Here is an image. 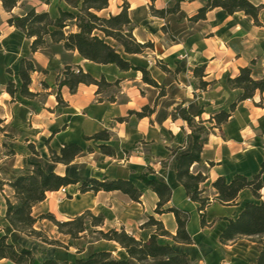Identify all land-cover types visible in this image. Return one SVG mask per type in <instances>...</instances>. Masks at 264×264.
Instances as JSON below:
<instances>
[{"label": "crops", "instance_id": "1", "mask_svg": "<svg viewBox=\"0 0 264 264\" xmlns=\"http://www.w3.org/2000/svg\"><path fill=\"white\" fill-rule=\"evenodd\" d=\"M24 1L38 12H49L54 19L59 17L60 9L73 10L64 0H18V6L9 13L0 2L1 20L7 23L12 14L21 15L17 10ZM120 1H116L117 12L111 10L110 0L108 9L102 13L117 14L124 2L130 4V15L138 25L135 36L140 42H154L155 49L142 55H125V58L148 69L152 78L166 88L165 95L159 98L160 90L145 83L139 71H121L115 65L96 64L84 59L78 51L65 50L62 44L32 53L31 40L7 23L6 28L0 27V118L4 122L0 145L6 151L0 157V180L14 179L29 168V162H40L45 171L80 181L78 185L67 187L68 193L71 187L77 190L88 178L126 179L142 191L141 202H134L119 191L73 192L71 199L62 198L58 191L50 192L46 200L34 206L35 218L53 213L58 220H67L90 210L95 216L102 215L104 224L88 226L87 231L70 244L71 238L60 234L53 223L39 219L35 228L43 229L50 239L61 241L65 247L50 245L19 232H12L9 241L31 249L40 261L56 259L75 264L78 258L98 251L112 252L117 259L129 260L118 243L97 239L95 231L125 227L136 238L147 240L153 230L142 226L151 215L162 221L172 235H176L178 229L174 214L155 213L159 198L139 180L141 174L151 169V178L172 187L171 204L190 213L187 229L194 244L173 243L178 251L185 252L193 264H257L262 244L242 238L223 245L219 238L228 221L237 219L247 203L264 200V187L261 199L246 189L234 205L213 201L206 212L208 225L203 227L199 203L188 198L175 172L164 167L162 162L171 158L172 150L180 148L188 152L192 148V132L180 117V108H186L192 115L202 110V119L208 120L214 113L229 110L240 93L229 86L228 77L235 78L244 67H252L257 80L264 76V9L260 14L261 25H256L243 12L229 15L220 8L210 11L206 20L193 23L190 19L207 0H184L180 12L166 19L151 15L150 0H144L142 7H138L135 0ZM175 1L158 0L156 7L166 8ZM251 1L264 5V0ZM163 26H169L176 41L164 34ZM23 57L34 63L29 90L37 96L27 98L18 92L12 98L6 92L7 82L11 79L20 88L19 62ZM158 60L167 63L173 71L179 67L180 72L177 75L165 73L157 65ZM201 65H205L204 81L212 83L206 90L197 87L199 81L193 73V69ZM66 66L82 69L96 79L105 77L110 83L119 81L115 100L108 101L106 93L98 94L96 85L80 84L74 94L67 86L60 88L58 77ZM8 69L12 74L7 73ZM59 92L64 101L61 105L57 100ZM145 106L155 108L151 116L129 115L130 111L140 112ZM119 118L125 121L119 122ZM104 129L111 132L109 141L94 143L84 139ZM69 143L81 145L84 152L69 165L54 163L49 147L59 152ZM99 144L113 147L116 156L103 154ZM203 144L202 161L194 164L191 171L202 172L208 182L219 177L230 181L237 174L256 175L264 161V92L240 102L230 120L221 129L214 128ZM4 145L14 153L8 154ZM89 147L93 148L92 152L87 151ZM262 180L264 183V174ZM4 188L11 192L7 185ZM2 193L6 190L0 189V236L8 227L6 200ZM208 193L215 195L211 188ZM0 264L15 263L2 259Z\"/></svg>", "mask_w": 264, "mask_h": 264}, {"label": "trees", "instance_id": "2", "mask_svg": "<svg viewBox=\"0 0 264 264\" xmlns=\"http://www.w3.org/2000/svg\"><path fill=\"white\" fill-rule=\"evenodd\" d=\"M64 1L75 12L60 9L59 17L54 19L47 11L38 12L36 8L30 7L21 15L12 14L7 23L31 40L32 53L51 48L56 44H62L65 50L78 51L84 59L96 64L115 65L121 71H139L142 73L145 83L160 90L159 98L165 95L166 88L160 86L152 78L148 69L136 66L125 58V55H142L155 49L154 42H140L135 36L134 32L138 25L130 15V4L128 2H124L119 13L102 16L101 13L108 9L110 0ZM157 1L150 0V13L154 17L166 19L180 12L181 3L184 0H176L172 6L166 8H157ZM0 2L4 10L9 13H12L18 6V0H0ZM217 8L223 9L229 15L243 12L256 25H261L260 14L264 9V5H256L251 0H207L206 4L197 11L190 21L197 23L206 20L207 14ZM162 29L172 41H176L169 30V26H163ZM109 40L114 41L116 45L110 43ZM252 64H254V61ZM157 65L167 74L177 75L180 72L179 67L173 71L162 60H158ZM34 71L33 61L27 57L21 58L19 62L21 86L18 88L13 80L8 79L6 92L12 98H15L18 92L27 98L37 96L29 90L32 83L31 75ZM7 73L12 74V70L8 69ZM193 73L199 81L197 85L199 89L206 90L212 84L204 81L205 65L195 67ZM58 81L60 88L67 86L73 94L76 93L80 84L96 85L98 87L97 93H106L107 100L111 102L115 100L114 93L120 84L119 81L110 83L105 77L96 79L82 69L75 70L71 66L64 68L58 77ZM227 82L231 88L240 91L236 101L230 105L229 110H221L212 114L208 120H203L202 110L197 115H192L186 108L179 109L180 117L191 129L193 145L188 152H184L180 148L172 150L171 158L166 162H162L164 167H168L175 172L177 180L184 187L188 198L199 203V213L203 227L208 225L206 212L213 201H219L225 205H234L240 193L246 189H249L257 199H261V190L264 187L262 180L264 161L256 175L247 177L237 174L230 181L225 177H219L213 182H208V177L202 172L193 173L191 171L194 164L202 161L204 138L214 128L221 129L230 120L240 102L253 99L257 92H264V76L259 80L255 79L252 67L241 68L239 75L235 78L228 77ZM109 90L113 92L110 93ZM57 100L60 105L64 104L60 92L57 94ZM154 111L155 108L145 106L140 112L130 111L129 115L144 118L151 116ZM118 121L124 122L125 118H119ZM3 123L0 118V132L4 131ZM84 139L94 143L107 142L111 139V132L104 129L91 137H84ZM4 146L6 147V145ZM6 148L8 149V147ZM98 148L107 156H116L115 149L107 144H99ZM32 150L37 154L33 146ZM87 151L92 152L93 148L89 147ZM7 152L8 154L14 153L10 149ZM49 152L54 163L69 165L84 152V149L77 143H69L64 144L59 152L49 147ZM152 173L153 171L149 169L148 172L139 176V180L157 194L159 202L155 209L156 214H174L178 225L176 235H172L165 228L164 223L153 215L148 216L147 221L142 226L153 230L147 240L136 238L133 234L128 233L125 227L95 231L97 239L118 243L128 254L129 260L117 259L112 252L98 251L86 258H78L75 264H193L190 257L185 252L178 251L173 244H194V239L187 229L190 213L171 204L172 187L159 179L151 178ZM79 183V180L69 176L60 175L53 171H45L40 162H29V168L14 179L0 180L1 190H4V185L11 189V196H5V218L8 227L4 229V234L0 236V260L8 259L15 264H69L67 261L56 259L40 261L31 249L23 247L19 243L10 242L9 235L12 232H19L50 245L65 247L61 241L50 239L43 229L37 230L35 228L39 219H45L53 223L60 234L71 238L70 244L75 239L80 238L81 234L87 231L88 226H102L104 217L102 215L95 216L90 210L67 220H58L53 213L42 214L39 219L33 216L34 206L46 200L48 193L57 192L62 188L78 185ZM208 188L213 189L215 195L209 194ZM76 191L77 193L119 191L134 202H141L143 194L131 180L109 179L107 177L100 179L88 178L77 187ZM67 196L69 199L73 198L70 193H67ZM242 238L262 244L263 249L257 259V264H264V200L260 203H247L237 219L228 221V225L221 233L219 240L223 245H229Z\"/></svg>", "mask_w": 264, "mask_h": 264}, {"label": "rangeland", "instance_id": "3", "mask_svg": "<svg viewBox=\"0 0 264 264\" xmlns=\"http://www.w3.org/2000/svg\"><path fill=\"white\" fill-rule=\"evenodd\" d=\"M35 1H36V2H39V0H35ZM116 1H120V0H112V2H111V5H112L111 10L114 11V12H117ZM120 2H122V1H120ZM123 4H124V3H123ZM123 4H122V6H123ZM135 4H136L138 7H142V6L145 5V1H144V0H135ZM173 4H174V3H172L170 6H172ZM31 6H32V5L28 4V2H26V1L22 2V3H21V6L19 7V10H17V13L23 14L25 11L29 10V8H30ZM0 11L3 13L2 8H0ZM73 11L75 12V10H73ZM101 15L104 16V15H107V13H101ZM3 18H5V16H4ZM2 26H4V28H6V27H7V23H5V22H3V21L1 20V26H0V27H2ZM163 32H164V31H163ZM164 34H166V33L164 32ZM109 42L112 43L113 45H116V43H115L114 41H112V40H109ZM109 91H110V93L113 92L112 90H109ZM0 143H1V142H0ZM0 153H1L0 157L3 156V155H5V153H6V151L1 147V145H0ZM4 190H6V193H2L3 196H11V192H9V191H8L7 189H5V188H4ZM70 190H71V193H70V194H72V197H73V192L77 193V191H76V189L73 188V187H71ZM60 196H61L62 198H64V199H69L68 196H62V195H60ZM47 221H48V220H47ZM48 222H50V221H48Z\"/></svg>", "mask_w": 264, "mask_h": 264}, {"label": "built area", "instance_id": "4", "mask_svg": "<svg viewBox=\"0 0 264 264\" xmlns=\"http://www.w3.org/2000/svg\"><path fill=\"white\" fill-rule=\"evenodd\" d=\"M58 192L62 196H67V193H68L67 188H62Z\"/></svg>", "mask_w": 264, "mask_h": 264}]
</instances>
